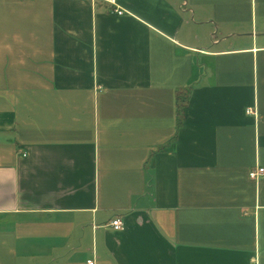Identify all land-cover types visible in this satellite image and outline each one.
Instances as JSON below:
<instances>
[{"label": "crops", "instance_id": "crops-1", "mask_svg": "<svg viewBox=\"0 0 264 264\" xmlns=\"http://www.w3.org/2000/svg\"><path fill=\"white\" fill-rule=\"evenodd\" d=\"M259 167L264 0H0V264H264Z\"/></svg>", "mask_w": 264, "mask_h": 264}, {"label": "built area", "instance_id": "built-area-1", "mask_svg": "<svg viewBox=\"0 0 264 264\" xmlns=\"http://www.w3.org/2000/svg\"><path fill=\"white\" fill-rule=\"evenodd\" d=\"M101 1H107V2H111V3L114 2V0H101ZM118 12L122 13L121 10H119ZM247 113L254 114L255 110L253 108H247ZM263 174H264V167L256 168V169L250 171V173H249L250 177L253 179H257ZM111 225L116 230H122L124 228V223H123L122 219L118 218V217L114 218L112 220ZM87 264H95V261L94 260H88Z\"/></svg>", "mask_w": 264, "mask_h": 264}, {"label": "trees", "instance_id": "trees-1", "mask_svg": "<svg viewBox=\"0 0 264 264\" xmlns=\"http://www.w3.org/2000/svg\"><path fill=\"white\" fill-rule=\"evenodd\" d=\"M189 94H190L189 88L177 91V108H178L177 125H178V127H180L182 124L183 109H184L185 105L188 103Z\"/></svg>", "mask_w": 264, "mask_h": 264}]
</instances>
